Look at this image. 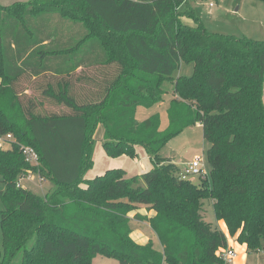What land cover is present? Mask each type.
Wrapping results in <instances>:
<instances>
[{
  "label": "trees",
  "instance_id": "1",
  "mask_svg": "<svg viewBox=\"0 0 264 264\" xmlns=\"http://www.w3.org/2000/svg\"><path fill=\"white\" fill-rule=\"evenodd\" d=\"M191 1L0 7V136L15 137L0 147V264H12L33 238L21 264H93L98 255L121 264H226L228 236L205 219V199L231 236L251 252L264 249V58L252 50L264 40L209 31ZM183 63H193L191 75L178 74ZM166 82L174 97L162 130L160 112L141 122L137 114L165 101ZM46 102L66 108L39 111ZM101 123L110 155L142 145L153 168L87 179ZM198 123L210 174L196 183L160 151ZM22 144L36 149L37 164ZM30 172L54 188L40 195L18 185ZM133 220L147 221L163 248L136 241Z\"/></svg>",
  "mask_w": 264,
  "mask_h": 264
},
{
  "label": "rangeland",
  "instance_id": "2",
  "mask_svg": "<svg viewBox=\"0 0 264 264\" xmlns=\"http://www.w3.org/2000/svg\"><path fill=\"white\" fill-rule=\"evenodd\" d=\"M28 0H0V7H8L15 5V3H24ZM214 5L211 6L210 3ZM191 5L199 16L202 18L206 28L211 32H218L224 34H232L236 36H247L256 41L264 40V1L261 0H192ZM187 21L191 22L189 19ZM253 52H260L264 58V45L253 44ZM193 63H183L180 73L184 75H191L193 73ZM177 74V75H178ZM165 87L167 93L165 95V101L162 104L155 105L152 109H140L137 114V119L141 122L155 112L161 113V129H165L169 124V118L167 114V107L174 97L173 83L166 82ZM65 106H59L54 103L46 102L43 107H40L41 112L48 111H59ZM103 132L104 125L101 123L98 125L95 135L94 142L92 144V157L93 164L86 171L85 177L91 179L97 175L103 174L106 170L112 168H123L127 172V176L141 175L143 172L153 168L154 163L150 159L146 148L142 145L137 146L136 153L134 155L121 154L112 156L106 150L103 144ZM210 147L209 141L204 137V130L202 124H195L185 128L180 134L173 137L168 141L165 146L161 149L160 155L163 158L171 159L176 163L180 169H183L188 165L196 156H203L205 161V167L210 172V163L207 157V150ZM28 178H25L22 182L24 185H28V188L34 189L40 195H45L50 191L52 182L49 179L41 180V175L37 172H30ZM193 180L196 183L200 182L199 177H194ZM4 188V184L0 182V189ZM4 208L2 199L0 197V210ZM146 210L144 207L140 208V213H144ZM202 213L205 219L214 225L217 224V219L214 211V205L212 199H205L202 208ZM134 215V212L132 213ZM143 224L142 221L133 220L132 225L135 228H140ZM144 225L145 229H150V224ZM145 226L147 228H145ZM220 227V226H219ZM142 228V227H141ZM153 230V229H152ZM147 231V230H146ZM146 235L154 238L155 246L162 249L163 246L160 244L158 237L154 233H146ZM133 236L137 238V233ZM230 240L234 242V238L229 235ZM229 240V241H230ZM35 238L31 239L26 247L22 248L12 264H21L25 248H31L34 244ZM238 243V242H237ZM238 244L234 245V249L237 252L236 257L232 264H238L239 258L242 259L241 251L237 248ZM231 247V246H230ZM226 248H223V251ZM264 249L259 252H251L247 250V259L244 263L239 264H264ZM93 264H121L116 258L107 257L104 255H98L95 257Z\"/></svg>",
  "mask_w": 264,
  "mask_h": 264
},
{
  "label": "built area",
  "instance_id": "3",
  "mask_svg": "<svg viewBox=\"0 0 264 264\" xmlns=\"http://www.w3.org/2000/svg\"><path fill=\"white\" fill-rule=\"evenodd\" d=\"M211 6L214 5L213 2L210 3ZM15 141V137L12 133L7 135L0 136V147H10L12 142ZM21 151L25 157V160L31 164H37L39 162V154L36 149L30 145H20ZM210 172L205 167V161L203 156H196L185 168L181 169L179 172V177L184 180H193L194 177H208ZM28 174L20 176L18 180V185L24 186L23 180L28 178ZM44 178L41 176V180ZM220 254L225 260L226 264H232L234 258L237 255V252L233 247H226V250L223 251V248L220 250Z\"/></svg>",
  "mask_w": 264,
  "mask_h": 264
},
{
  "label": "crops",
  "instance_id": "4",
  "mask_svg": "<svg viewBox=\"0 0 264 264\" xmlns=\"http://www.w3.org/2000/svg\"><path fill=\"white\" fill-rule=\"evenodd\" d=\"M1 81H2V78L0 77V83H1ZM29 91V90H28ZM173 98V97H172ZM171 98V99H172ZM198 124H201V123H198ZM105 130V129H104ZM103 135H104V132H103ZM150 157V156H149ZM28 185H24V187H27ZM28 188V187H27ZM32 189V188H31ZM32 190H34V189H32ZM35 191V190H34ZM36 192V191H35ZM145 209V208H144ZM146 210V209H145ZM139 211H140V209H139ZM142 215H148V216H152V215H154L155 213H154V211H145L144 213H141ZM143 222V224H147V221H142ZM141 225V226H139L140 228H136L134 231H133V234L134 233H137V238H135L134 236H133V238L136 240V241H138L139 243H147L150 239H154L153 237H152V235L151 236H148V235H146V233H153V230H152V228H151V226H150V231H149V229H145L144 230V225ZM217 224H219V226H220V228L227 234V236H228V246H231V247H233L234 248V245L235 244H238L237 246V248H239L240 249V251H241V254L239 255V256H241L242 257V259H240L239 258V261H238V264L240 263V261H241V263H244V261L247 259V257H246V252H247V250H248V247H247V245L244 243V244H242V243H240L239 241H237V239H236V237H234V236H231L230 235V233H229V231H228V227H227V224L225 223V221L224 220H217ZM142 227V228H141ZM145 228H147L146 226H145ZM147 230V231H146ZM132 234V235H133ZM229 235L231 236V237H233L234 238V242L232 241V239L230 240V238H229ZM230 240V241H229ZM238 242V243H237ZM261 251V250H260ZM264 251V250H263ZM246 258V259H245Z\"/></svg>",
  "mask_w": 264,
  "mask_h": 264
}]
</instances>
